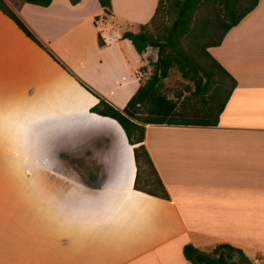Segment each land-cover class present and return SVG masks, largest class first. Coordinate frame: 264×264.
<instances>
[{"label": "crops", "instance_id": "obj_1", "mask_svg": "<svg viewBox=\"0 0 264 264\" xmlns=\"http://www.w3.org/2000/svg\"><path fill=\"white\" fill-rule=\"evenodd\" d=\"M7 1L58 61L0 10V102H25L7 117L0 103V264H192L187 245L207 251L222 244L264 264V0L209 50L238 81L219 126L146 125L144 145L169 200L135 189L125 131L91 112L100 99L125 109L142 68L157 61V50L140 56L123 35L148 24L160 0H113L109 19L98 0H53L49 7ZM81 112L109 130L89 136ZM40 116L83 136L71 158L61 155L57 164L33 147L26 128ZM120 148L117 183L107 161ZM105 187L108 224L100 231L94 207L67 200L78 188L86 190L76 193L84 201L94 200Z\"/></svg>", "mask_w": 264, "mask_h": 264}, {"label": "trees", "instance_id": "obj_2", "mask_svg": "<svg viewBox=\"0 0 264 264\" xmlns=\"http://www.w3.org/2000/svg\"><path fill=\"white\" fill-rule=\"evenodd\" d=\"M52 1L24 0L22 3L49 7ZM98 1L104 10L105 19L115 16L113 0ZM246 1L248 5H243V0H160L148 24L141 25L138 33L127 32L123 35V39L131 41L140 56L152 48L158 51V59L150 65L151 69L142 68L144 78L125 109L119 110L100 99L91 112L117 121L125 131L130 145L134 147L137 191L170 199L144 145L146 125L219 126L221 116L238 87V81L209 50L220 47L229 32L238 27L260 3V0ZM70 2L75 6L81 0ZM0 10L29 39L58 61L14 12L7 0H0ZM167 19H170L169 22ZM98 46L100 49L107 48L101 33L98 34ZM174 71L189 83L185 94H176V99L169 97L166 87ZM87 89L94 94L91 89ZM184 255L192 264H254L242 250L229 244L218 245L207 251L187 245Z\"/></svg>", "mask_w": 264, "mask_h": 264}, {"label": "snow or ice", "instance_id": "obj_3", "mask_svg": "<svg viewBox=\"0 0 264 264\" xmlns=\"http://www.w3.org/2000/svg\"><path fill=\"white\" fill-rule=\"evenodd\" d=\"M3 110L5 116L15 110L17 107L24 106L25 102L19 97L5 96L2 100ZM81 123H84L89 127L88 135H100L108 131L107 122L102 120H95L94 118L87 117L86 113L81 112L80 114ZM26 136L32 143L36 151L48 159L59 164L61 155L66 158H71V155L75 153L80 146L84 143V138L79 133L73 132L69 127V124L56 117L52 116H40L29 122L26 128ZM123 138L120 137L118 144H122ZM7 144V136H6ZM124 148H120L119 153L115 157H110L107 161L109 165V172L112 179L117 183H122V154ZM95 185L94 187L100 188L103 185ZM86 190L78 188L75 193L71 194L67 200L68 206H73L76 203H88L97 210L98 219L93 222V227L103 231L108 222L103 218V210L106 206L105 193L109 191V188L105 187L103 192L96 195L94 200L84 201L81 195ZM80 193L81 195H77Z\"/></svg>", "mask_w": 264, "mask_h": 264}, {"label": "rangeland", "instance_id": "obj_4", "mask_svg": "<svg viewBox=\"0 0 264 264\" xmlns=\"http://www.w3.org/2000/svg\"><path fill=\"white\" fill-rule=\"evenodd\" d=\"M24 0H12L11 3H14L15 5H18L22 3ZM248 2L246 0H243V5H248ZM170 19H167L166 21L169 22ZM188 82L183 80L180 74L177 71H174L172 74V77L169 81L166 82L167 87V94L170 98H175L176 94L183 93L185 94V91L187 90ZM176 99V98H175Z\"/></svg>", "mask_w": 264, "mask_h": 264}]
</instances>
